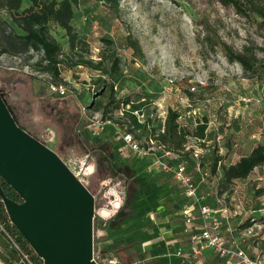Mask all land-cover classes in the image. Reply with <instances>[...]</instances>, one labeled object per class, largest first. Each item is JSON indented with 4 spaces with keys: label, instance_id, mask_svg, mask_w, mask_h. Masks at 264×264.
I'll list each match as a JSON object with an SVG mask.
<instances>
[{
    "label": "rangeland",
    "instance_id": "obj_1",
    "mask_svg": "<svg viewBox=\"0 0 264 264\" xmlns=\"http://www.w3.org/2000/svg\"><path fill=\"white\" fill-rule=\"evenodd\" d=\"M72 1L73 28L88 48V52L80 53L98 60L106 46L103 38L113 42L121 59V74L114 81V96L121 99L129 95L136 101L145 98L143 110L154 120L156 130L162 123L161 113L169 108L178 110L183 115L182 125L187 126L194 124L187 113L196 109L200 119L209 118L210 130L217 129L223 135L221 144L233 147V143H237L233 148L243 145L248 149L256 143L264 145V25L258 23L262 20L260 16L255 13L241 16L232 7L209 0H118L117 5L106 0ZM29 5L28 0H22L21 8ZM0 16L7 18L3 10ZM202 20L210 26L209 31L201 24ZM51 32L63 51H68L64 30L52 27ZM128 34L139 41L143 57L125 45ZM208 34L219 41L215 48L205 42ZM220 42H225L234 52L250 56L252 69L246 70L238 61H229ZM37 58L34 53L17 57L0 53V95L9 111L18 125L54 151L70 170L83 176L85 186L96 196V206L105 203L101 198L102 180L111 178L119 182L124 194L120 219L111 218L102 235H97L94 229L93 252L98 256V264H108L107 259L114 255V250L105 249L108 245H97L102 241L98 236L107 237L109 228L114 229L117 243L132 242L140 253L141 264H153L152 257L159 255L158 251L154 247L147 250L145 242L157 241L160 234L166 233L161 229L167 218L174 220L177 226L182 223L176 202L179 184L168 178L163 185V181L144 170L145 160H139L133 152H122L112 125H106L99 136L90 139L85 129V115L101 116L95 108L87 107L90 98L102 105L109 104L106 109L113 113L106 118L120 123L123 117L116 104L109 103L108 87L103 95L91 97L90 88L97 86L94 80L99 71L81 65L65 67L61 77L68 93L38 96L31 77H46L34 65ZM168 80H173V85H169ZM198 80L206 82V86L190 93L189 88ZM150 129L142 128L138 137L144 139L151 134ZM212 145H201L210 149L204 153L205 158L210 156ZM88 170L91 174L87 176ZM261 185H264V164L247 183L240 181L236 193L225 194L222 202L209 200L214 208L221 204L228 207L231 216L240 213L239 222L250 214L258 218L255 236L245 240L236 236L248 244L250 252L255 248L254 253L264 252V221L261 219L264 218V196L255 199L253 194L254 188ZM202 188L205 193L211 191L209 187ZM154 210L160 211L154 216L157 222L150 215ZM8 226H13L9 217L6 221L0 218L2 252H7L10 246L15 248L16 244ZM31 250L27 253L36 263L38 255L32 247ZM15 257L16 264H21L17 255ZM0 264H4L1 259Z\"/></svg>",
    "mask_w": 264,
    "mask_h": 264
},
{
    "label": "trees",
    "instance_id": "obj_2",
    "mask_svg": "<svg viewBox=\"0 0 264 264\" xmlns=\"http://www.w3.org/2000/svg\"><path fill=\"white\" fill-rule=\"evenodd\" d=\"M28 1L30 5L26 8H21L22 0H0V10L5 11L7 14V18H2L0 16V53L9 54L14 57L30 53L36 54L38 58L34 61V65L41 70L43 75L49 76L51 80L55 82L63 81L61 73L62 69L65 67L72 68L81 65L99 71V76L94 80L97 86L90 88L91 97L95 94L96 96L103 95L106 87H108V95L110 97L109 103H115L116 109L123 111L120 124L126 125V129L132 133L146 128L147 123H149L151 119L148 117L147 123H139L136 116L131 113L133 110H143L146 104L145 98L136 101L132 100L129 95L121 99L114 96V81L115 78L121 74V59L116 53V47L113 42L107 38H103L106 46L100 51L98 60L87 57L80 53L82 50L88 52L87 44L82 38L78 37L72 25V19L74 17L72 0ZM106 1H112L114 5H117L118 0ZM209 1H216L225 7H232L241 16H248L250 13H255L262 18L258 23L264 25V0ZM201 24L209 31L210 26H208L204 20L201 21ZM52 27H58L64 30V35L69 45L68 51H63L61 44L51 32ZM124 41L125 45L130 48L134 54L143 57V51L138 40L132 39L128 34ZM205 42L211 48H215L219 44V41L210 34L206 36ZM220 43H223L222 45L225 48L226 56L229 61H238L246 70L252 69L253 60L250 56L241 52H234L225 42ZM26 62L29 63V60H26ZM31 78L35 86L34 92L38 96L49 93L47 78H41L35 75H32ZM108 105V103L102 105V102L91 100V98L87 103L89 109L95 108L94 111L100 113L103 118H106L107 114L113 113L111 110L108 111L106 109ZM127 105L128 108H126ZM180 117L181 113L178 110L169 108L165 119L164 131L160 130L161 126L158 130L154 128L152 136H154L158 144L164 145L166 149L181 151L184 150L190 138L206 139L208 135H211L214 145L213 150L208 158H205V156L202 157L200 165L207 171L209 180H212L214 177L218 179L216 185L218 197L232 192L236 180L247 179L257 167L264 164L263 144H257L248 154L241 156L235 163L225 164L223 161L224 156L220 155L218 153L219 148H216L218 147L217 129L210 130L209 118L206 116L203 119L198 118L195 124L187 126L180 124ZM28 133L35 137L30 131H28ZM35 138L37 139V137ZM92 138L94 137L91 136L90 139ZM200 145H203V143H200ZM228 146L232 145L228 144ZM185 159L187 160L189 168L195 167L197 169V159L193 155V149L185 152ZM0 187L5 196L14 201H19L20 198L18 194L1 178ZM253 194L255 199L264 196V185L256 186ZM122 206L113 219L121 217L123 212ZM5 211L2 198L0 197V218L4 221L8 220ZM261 219L264 221V218ZM257 221L258 218L250 214L246 219L240 220V222L238 221L236 228L242 230L257 225ZM95 226L96 223L94 222V228ZM7 229L15 235L14 241L16 244L26 252L32 251L29 244L14 226H11V228L8 226ZM15 255H17L20 260L18 252L13 246H10L7 252H2L0 250V259L4 264H16ZM114 256L118 259L120 264H132L131 261L122 260L117 251H114ZM36 259V264L42 263L38 256ZM21 264L25 263L21 262Z\"/></svg>",
    "mask_w": 264,
    "mask_h": 264
},
{
    "label": "water",
    "instance_id": "obj_3",
    "mask_svg": "<svg viewBox=\"0 0 264 264\" xmlns=\"http://www.w3.org/2000/svg\"><path fill=\"white\" fill-rule=\"evenodd\" d=\"M0 178L19 196L0 197L42 264L93 259L94 197L58 155L21 128L0 95Z\"/></svg>",
    "mask_w": 264,
    "mask_h": 264
},
{
    "label": "built area",
    "instance_id": "obj_4",
    "mask_svg": "<svg viewBox=\"0 0 264 264\" xmlns=\"http://www.w3.org/2000/svg\"><path fill=\"white\" fill-rule=\"evenodd\" d=\"M45 77L48 79L49 93L58 96L68 93V87L64 82H55L47 75ZM168 83L169 85H173L174 82L173 80H168ZM205 86L206 82L198 80L196 84H193L189 88V91L190 93H195ZM126 108H128V105ZM131 113L136 116L139 123H147L148 116H146L144 110H133ZM190 113L189 115L195 122L200 118L196 109ZM119 115L123 116L122 110H119ZM108 124L113 126L115 138L122 146V149H124L122 152L129 150L139 156H150L151 163L149 169L171 174L180 184L183 194L190 200V203L186 204L181 211L184 229L189 234V238L186 246H179L177 248L175 256L178 259L182 261L192 258L197 259L210 250L219 257V264H264V252L251 254L246 248L241 246L239 243L241 240L231 239L224 232V222L216 215V212L220 211L224 216H230L228 207L223 205L219 210L215 209L206 200V196L200 193L199 183L195 181L193 175L188 170L185 152L193 149V155L197 159V169L202 174V180L204 181L208 178L207 171L200 165L201 159L207 150L200 143L206 142V139H195V144L186 145L184 150L172 151L166 149L164 145L158 144L154 136L141 139L134 136V133L129 132L126 129V125H121L110 118H103L95 114L85 115V129L93 137L99 136ZM164 126L165 124L162 125L161 131H164ZM147 127L153 128L154 120L151 119L147 123ZM221 139H223V135L218 133L217 141L219 142ZM160 149H162V152H160ZM63 163L66 165V162L63 161ZM84 163L85 161L82 160V164ZM71 172L85 185L83 176L79 177V172L72 170ZM86 174L87 176L90 175L91 170H88ZM101 187L104 189L101 198L105 199V203L96 206V196L93 195V237L94 229L98 233L97 235H102L101 231L106 227L107 222L117 214L124 199L123 191L119 188V182H115L111 178H105L101 182ZM217 201L221 202V198L219 197ZM197 221L198 226L196 225ZM94 222L96 223L95 228ZM257 226L253 225L239 230V237L245 240L247 237L255 236ZM195 227H198L199 230L195 231ZM14 245L22 262L25 264H36L25 250L18 244L14 243ZM97 258L98 256L93 252V259L98 263ZM107 263L120 264L118 259L113 256L107 259Z\"/></svg>",
    "mask_w": 264,
    "mask_h": 264
},
{
    "label": "crops",
    "instance_id": "obj_5",
    "mask_svg": "<svg viewBox=\"0 0 264 264\" xmlns=\"http://www.w3.org/2000/svg\"><path fill=\"white\" fill-rule=\"evenodd\" d=\"M167 112L164 111L161 113V117H162L161 118L162 119L161 127L163 124H165ZM187 117L192 118L189 115V113H187ZM182 119H183V115H181V117L179 119L180 124H182L181 123ZM193 121H194V119H193ZM191 124H192V122H191ZM194 124H195V121H194ZM183 125H186V124H183ZM147 128H149V127H147ZM154 128H155V125L152 129H150L151 134H148V136H146V137H152V132H153ZM139 134H140L139 130L134 132V136H136V137H138ZM210 136L211 135H208L206 137V142H204V143H206V145L208 147L210 146L211 143H213V140L211 138H209ZM231 136L233 137V140H234V135H231ZM146 137H144V138H146ZM138 138H140V137H138ZM195 142H196V140L194 138H190L186 145L195 144ZM256 145H257V143L248 149V148H244L245 146H243V145L240 146L239 148H233L234 146L235 147L238 146L237 143H233V147L223 145V143L221 144L220 142L217 143V146L219 148L218 153L220 155L224 156L223 161L225 164L235 163L236 161H238L240 159L241 156L248 154L253 149V147H255ZM213 147H214V145H212V148ZM118 150H120V149H118ZM122 150H124V149H121V151ZM208 150H210V149H207L206 153H208ZM125 152L127 153V152H131V151L125 150ZM160 152H162V149H160ZM134 155H137L139 160H142V161L145 160V162H143L144 163V170L147 173H149L151 176H153L155 179L161 180L164 182L165 179L169 178V179H172L174 182H177L171 174H168L165 172H158V171L149 169V165L151 163L150 156H139L136 153H134ZM118 156H120L121 158L127 159V156L126 157L121 156V155H118ZM259 167H261V166H259ZM259 167H257L250 176H252L257 171V169ZM188 170L193 175L195 181L199 183L200 193H202L206 196V200L210 203L211 201H209V200L211 198L212 199L214 198L213 200L217 202V199L219 198L217 193H216V185H217L218 179L214 177V178H212V180H209V177H208L206 180L203 181L202 180V174L198 169H196L195 167H192V168L188 167ZM250 176L247 179H238L235 181L234 188H233L234 193L237 192V188L239 187L240 181L247 183L248 180L250 179ZM166 184H167L166 182L163 183V185H166ZM178 186H179V190L177 192V201H176L177 205H178L177 213L181 217L182 223L180 226H177L174 224L175 223L174 220L167 218V222L164 224V227L161 229V231H166V233L160 234V238L157 241L145 242L144 246L146 247L147 250H150L151 247H154L158 251L156 253L159 255H157L154 258L152 257V259H154L153 264H219V262H220L219 257L216 256L210 250L206 251L200 258H197V259L192 258V259H188L186 261H182L175 256V252H176L177 248L179 246H186L188 243V238H189V234L184 229L185 226H184V220H183L181 211H182V208L186 204L190 203V200L183 194L180 184ZM202 187H209L211 189L210 192L212 194L210 192H209L210 194L203 192ZM220 198H221V202H222L224 195L220 196ZM221 206H223V204H221ZM220 207H216L215 209L219 210ZM158 213H160L159 210H154L153 213L150 214L151 218L154 219V221H156L154 216H155V214L157 215ZM216 215L219 218H221L224 222V227H223L224 232H226L227 235L231 239H233V238L237 239L236 236H239V230L236 228V224L238 223V221L240 219V216H241L240 213L239 214L236 213L235 215H232V216L231 215L230 216H224L222 212L217 211ZM119 219L120 218L117 217L114 219V221H117ZM196 225L198 226V221H197ZM194 230L198 231L199 229H198V227H195ZM107 231H108V234H106L107 237L98 236V239H101L102 241L98 242L97 245H99V246L101 245L102 247H104L105 245H108L107 247H105V249L108 251H111V250L117 251V253L120 254L122 260H124V261H131L132 264H141L142 263V261L139 259V258H141L139 255L140 253H139V251H137V248L134 247L132 242L117 243L116 238L114 237V229L109 228ZM109 243H111V244H109ZM239 243L241 244L242 247L246 248L247 251L251 254H254L253 251H256L254 248V250L252 252H250L249 246L247 243H244L242 241H240ZM113 257H115V256L113 255Z\"/></svg>",
    "mask_w": 264,
    "mask_h": 264
}]
</instances>
